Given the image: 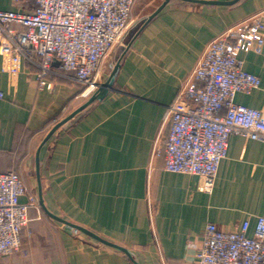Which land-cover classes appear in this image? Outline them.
Here are the masks:
<instances>
[{"label":"crops","instance_id":"0c3cea01","mask_svg":"<svg viewBox=\"0 0 264 264\" xmlns=\"http://www.w3.org/2000/svg\"><path fill=\"white\" fill-rule=\"evenodd\" d=\"M198 1L233 0H137L127 49L112 52L102 68L106 82L119 63L112 89L67 122L91 98L71 73L55 64L45 78L51 87H40L39 69L6 73L0 55V173L29 176L39 202L28 209L21 250L0 264H135L50 218L41 202L52 215L127 249L138 264H196L211 223L234 231L249 220L253 234L256 218L264 217L263 142L232 135L212 193L200 191L198 176L167 172L163 157L154 156L164 147L168 107L209 44L257 13L264 33V0ZM27 9L0 0L1 11ZM240 56L261 86L235 102L264 113V46Z\"/></svg>","mask_w":264,"mask_h":264},{"label":"built area","instance_id":"2783aa9c","mask_svg":"<svg viewBox=\"0 0 264 264\" xmlns=\"http://www.w3.org/2000/svg\"><path fill=\"white\" fill-rule=\"evenodd\" d=\"M12 1L28 9L0 10L3 71L17 75L30 65L40 71V86L48 88L43 76L54 73L56 64L88 91L100 87L95 75L127 34L137 0ZM261 29L262 18L256 15L213 40L168 107V133L154 156L163 157L167 172L198 176L202 192L212 193L232 135L264 143V113L235 102L238 93L261 86L258 76L244 70L240 56L261 51ZM20 174L0 173V257L21 250L28 209L39 208ZM250 228L249 220L234 231L207 225L196 264H264V217L256 218L252 235Z\"/></svg>","mask_w":264,"mask_h":264},{"label":"water","instance_id":"95a60500","mask_svg":"<svg viewBox=\"0 0 264 264\" xmlns=\"http://www.w3.org/2000/svg\"><path fill=\"white\" fill-rule=\"evenodd\" d=\"M239 0H233V1H228V2H206V1H198V2H203V3H213V4H220V5H232V4H234V3H237ZM118 68H119V63L115 66V68L113 69V71H112V73L110 74V76H109V79L105 82V83H103L102 85H100V88H99V90L97 91V93L95 94V95H93L90 99H89V101L85 104V105H83L81 108H79L78 110H76L74 113H72L67 119H65V121L64 122H67V121H69L72 117H74L77 113H79V112H81L82 110H84L85 108H87L89 105H91L92 103H94V102H96V101H99V100H102V99H104L105 97H106V95L109 93V91L112 89V87H113V83H114V79H115V75H116V72H117V70H118ZM63 124V123H62ZM62 124H60V125H62ZM60 125H58V126H56L55 128H53L52 130H51V132L49 133V135L46 137V139L43 141V145L50 139V137L55 133V131L58 129V127H60ZM42 145V146H43ZM40 150H41V148L39 149V151H38V153H37V156H36V171H37V179H38V183H39V189L41 190V185H40ZM41 204V206L43 207V209L45 210V212L47 213V215L50 217V218H52V219H54V220H57V221H60V222H62V223H64V224H66V225H68V226H70V227H72V228H74V229H76L77 231H81L82 233H84V234H86V235H88V236H90V237H92V238H94V239H96V240H98V241H100V242H102V243H104L105 245H108V246H111V247H113V248H116V249H118V250H121V251H123L135 264H138L134 259H133V257H132V255L130 254V252L127 250V249H125V248H123V247H120V246H118V245H115V244H113V243H111V242H109V241H106V240H104V239H102V238H100L99 236H97L96 234H94V233H92V232H90V231H88V230H86V229H84V228H82V227H80V226H78V225H75V224H72V223H69V222H67V221H65V220H63V219H61V218H59V217H56V216H54V215H52L51 213H49L45 208H44V206H43V203L41 202L40 203Z\"/></svg>","mask_w":264,"mask_h":264},{"label":"rangeland","instance_id":"374dc122","mask_svg":"<svg viewBox=\"0 0 264 264\" xmlns=\"http://www.w3.org/2000/svg\"><path fill=\"white\" fill-rule=\"evenodd\" d=\"M256 15H259L261 18H263V13H257V14H255V15H252V16H250L249 18H247L245 21H247V20H249V19H252L253 17H255ZM132 21V20H131ZM244 22V21H243ZM132 24H133V21L131 22V26H130V28H129V30H128V32H127V34L123 37V40L121 41V43L120 44H116L115 46H114V48L110 51V53L108 54V56L104 59V61L102 62V65H101V68H100V70L98 71V73H97V75H95V77L97 78V83H99V85H102L103 83H105V81H104V74H103V72H102V68H103V65H104V63H105V61H106V59L107 58H109V57H111V56H113L112 55V52H116L117 51V49H127V41H128V34H129V32H130V30H131V28H132ZM64 71V70H63ZM66 72V71H65ZM40 74V73H39ZM38 74V75H39ZM49 74H47V75H44L43 76V80L47 83V84H49V87L48 88H50L51 87V84L50 83H48L46 80H45V78L48 76ZM39 77V76H38ZM72 78V77H71ZM109 79V78H108ZM75 81V80H74ZM76 82V81H75ZM40 83V82H39ZM78 83V82H77ZM79 84V83H78ZM79 85H81V84H79ZM81 86H83V85H81ZM41 87V86H40ZM84 87V90H85V93L89 96V97H92L93 95H95L96 93H97V91L99 90V88H95V89H93V90H86V87L85 86H83ZM18 172V171H17ZM18 173H21V172H18ZM21 175V177L23 178V180H24V182H25V184H26V186H27V188H28V190L31 192V194H33L34 196H35V198H36V200L38 201V197H37V192H36V188H35V182H33V180H31L30 178H29V176H27L26 174H23V173H21L20 174ZM32 179H34V181H35V173L34 172H32ZM31 181V182H30Z\"/></svg>","mask_w":264,"mask_h":264}]
</instances>
